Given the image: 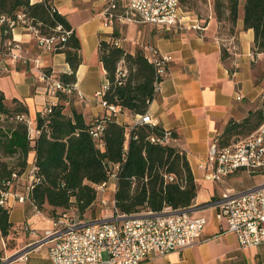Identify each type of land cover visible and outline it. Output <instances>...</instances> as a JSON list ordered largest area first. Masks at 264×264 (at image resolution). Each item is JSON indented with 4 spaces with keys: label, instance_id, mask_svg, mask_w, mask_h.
Listing matches in <instances>:
<instances>
[{
    "label": "crops",
    "instance_id": "obj_1",
    "mask_svg": "<svg viewBox=\"0 0 264 264\" xmlns=\"http://www.w3.org/2000/svg\"><path fill=\"white\" fill-rule=\"evenodd\" d=\"M39 1L30 0V3ZM107 1L51 0L56 10L66 17L80 43L81 62L75 72V90L69 94V100L64 102V112L69 113L73 107L81 112L86 122L107 114L100 104L101 98L96 96V92L103 91L107 84L99 59V42L109 40L113 31V26L105 25L102 16ZM208 1L210 13L207 17L182 11L200 29L174 32L148 25L150 27L143 36L146 54V47L151 46L160 54L170 56L159 90L146 112L150 116V123L160 124L164 130L175 131L179 136L174 142L184 151L198 185L197 195L189 211L192 215L206 218L202 241L181 251L151 256L138 264H264V244L242 249L235 236L224 231L225 220L218 215L214 204L223 188L206 179V170L200 167L206 164L210 145L223 125L230 119H242L254 103L263 97L264 52L252 51L254 33L251 28H244L242 19L244 0H239L238 17L234 24L227 19V0ZM218 4L221 11L219 19L214 11ZM130 23L124 42L127 52L134 53L142 37L135 28V22ZM11 37L23 44L34 39L18 25L12 27ZM21 53L27 58L25 61L11 62L5 57V52L0 51V92L7 103L16 99L26 107L25 119L32 129L29 137L33 142L38 135L35 127L37 116L41 115L49 102L56 105L61 100L59 92L55 97L46 93V84L39 80L32 60L37 59L38 65L58 80L60 74L70 73V67L64 53L41 52L37 44L34 51ZM136 117L122 110L115 115L116 121L126 126L127 137ZM34 160L35 155L31 150L24 172L11 183L10 188L14 192L26 197L22 202L13 198L9 200L8 219L17 230L12 250L28 251L25 259L13 260L8 264H52L48 254L51 242L44 240V234L53 229V218L30 202L26 189L28 174L35 167ZM239 171L242 170L236 172ZM235 173L224 177L223 183L227 184V188L242 191L264 181V175L257 174L263 180L246 182L242 187L229 186L235 180L232 175L237 176ZM105 189L110 191L113 199L115 180L110 179ZM62 214L72 217L67 210H58L55 218Z\"/></svg>",
    "mask_w": 264,
    "mask_h": 264
},
{
    "label": "trees",
    "instance_id": "obj_2",
    "mask_svg": "<svg viewBox=\"0 0 264 264\" xmlns=\"http://www.w3.org/2000/svg\"><path fill=\"white\" fill-rule=\"evenodd\" d=\"M179 5L182 11H189L183 8L182 0ZM227 8V19L234 24L239 0H227ZM214 11L219 19V4ZM20 13L31 20L41 34H60L55 31L57 25H61L62 31H70L64 40L56 43L54 52L64 53L70 67V73L60 74L59 80L64 86L73 84L81 62L80 43L66 17L56 10L51 0L35 3L0 0V16L11 21ZM242 19L244 28H251L254 33L252 51L264 52V0H244ZM12 27L9 22H3L1 34L11 33ZM117 40L119 32L114 27L109 40L99 42V59L107 79L102 99L130 114H144L155 97L156 80H162L165 73L157 77L155 66L143 49L126 52L115 44ZM119 66L121 70H118ZM71 93L59 92L61 101L46 115L37 116L38 135L32 142L25 121L26 107L16 99L11 101L15 106H8L0 92V115L11 118L6 127L0 126V157L13 159L12 162L0 160V190L8 188V183L24 172L27 155L32 150L36 175L28 198L49 217L55 218L58 210L73 209L80 220H90L86 215L94 205L96 186L109 181L112 175H115L114 204L122 214L159 212L165 207L176 210L193 205L198 185L184 151L174 142L179 138L175 131H166L160 124L138 123L131 126L127 137L126 126L118 123L114 114L86 122L81 112L73 107L65 113L64 102L69 100ZM253 117L255 122L249 123ZM94 121L103 123L97 139L88 132ZM263 122L264 95L242 119H230L224 124L216 137L218 149L234 144L228 143L227 137L236 127L247 125V137ZM166 134L168 141L162 143ZM257 174L261 173H252ZM9 209L0 205L3 236L10 230L14 236L17 233L9 222Z\"/></svg>",
    "mask_w": 264,
    "mask_h": 264
},
{
    "label": "built area",
    "instance_id": "obj_3",
    "mask_svg": "<svg viewBox=\"0 0 264 264\" xmlns=\"http://www.w3.org/2000/svg\"><path fill=\"white\" fill-rule=\"evenodd\" d=\"M122 2H125V5L120 7ZM102 16L108 26H112L114 21L131 22L136 17L143 24L164 27L174 32L201 28L198 24L190 22L187 14H183L179 0H108ZM5 21L9 22L11 27L18 25L24 28L34 38L41 52L53 53L56 43L64 40L70 33L62 31L61 25H57L55 31H60V34H41L22 13L17 14L16 19L11 21L0 16V24ZM115 44L118 45L119 40ZM6 49L5 57L11 62L27 59L19 53L18 41L9 40ZM146 50L149 60L155 66L157 77L162 76L170 56L160 54L151 46H147ZM32 62L37 68L39 80L46 84V93L49 96L55 97L57 92L75 90L74 84L64 86L60 80L48 74L38 65L37 59ZM118 70H121L120 66ZM160 81L157 79L155 82V93L159 90ZM103 91L96 92V96L101 98L100 104L107 114L120 113L118 106L109 105L102 99ZM53 106V102H49L41 111V115H46ZM150 122V116L146 112L137 115L133 125ZM102 129V121H94L88 132L92 138L97 139ZM28 135H32L29 125ZM167 135L162 143L168 141ZM200 167L206 170L205 178L216 183L223 182L225 176L238 170L264 175V122L252 134L229 147L218 149L215 140L210 145L206 164ZM35 175L36 167L28 174L27 192L33 186ZM13 176L16 177L14 174ZM111 179H115V175H112ZM107 184L108 181L97 185L96 191L104 190ZM10 187L11 184L8 183V188L0 190V205L9 207L10 198L19 202L26 199ZM110 202V213L103 217L77 221L62 214L52 219L53 229L44 234V240L51 242L48 254L52 264H138L151 256L181 251L202 241L206 218L202 215H192L190 207L176 210L165 207L159 212L122 214L116 209L114 199ZM101 203L107 205L106 200ZM214 204L218 215L225 220L224 231L235 236L240 248H253L264 244V181L242 191L223 188ZM27 251L28 249L17 250L9 256L0 251V264L25 259Z\"/></svg>",
    "mask_w": 264,
    "mask_h": 264
},
{
    "label": "rangeland",
    "instance_id": "obj_4",
    "mask_svg": "<svg viewBox=\"0 0 264 264\" xmlns=\"http://www.w3.org/2000/svg\"><path fill=\"white\" fill-rule=\"evenodd\" d=\"M119 5L121 7V5H125V2H122ZM182 6L184 9L191 11L192 13H194L196 16H199V17H207L208 14L210 13V6H209L208 0H182ZM120 11L121 10H118V12H120ZM132 21L135 22L134 23L135 28L140 31L141 37H142V39L140 40V43L138 45H136V48H141L144 50L143 46L146 44V42H145V40H143V36L147 32V30L150 26L139 22L136 17H134ZM129 24H131V23L130 22L122 23L119 21H114L113 25H112L113 28L114 27L117 28V30L119 32V45L126 52H127V47L125 45L124 38L126 37V34L128 32ZM6 35H7V37H5ZM9 40L12 41V37H11L10 32H6V33H4V35L2 34V36L0 38V51L6 52V50H7L6 46H7V42ZM34 41H35L34 39H31L28 43H24V44L18 42L19 43V53H21L22 51H26V50H28L30 52L34 51V49H36V45L34 44ZM7 105L10 107L15 106L14 103H12V102L7 103ZM255 120H256V118L253 117L250 119L249 123H254ZM25 121L28 125L27 120H25ZM10 122H11L10 117H7L6 115H3V114L0 115V126L6 127L8 124H10ZM246 126L236 127L232 131V134L229 137H227L228 143H236V142L244 139L247 135ZM223 127H224V125H223ZM223 127L221 129H223ZM0 160L12 162L13 159L0 157ZM235 174H237V176L232 175L235 180H234V182H232L233 184L229 182L230 183L229 186L242 187L243 185H245L246 182H251V183L255 182L256 183V182L263 180V177L258 176V175H252V173H249L245 170L236 172ZM232 176H230V177H232ZM237 177H239V178H237ZM237 183H240V184L238 185ZM218 184L222 188L228 187L227 184H225L223 182H219ZM234 184H237V185H234ZM111 198L112 197H111L110 191L108 189H104L102 191H97L94 205L92 206V209L89 210L86 217L93 219L95 217H103L106 214H109L110 209H111V202H110ZM102 199L106 200L107 205H103L101 203ZM90 211H91V213H90ZM67 212L71 213L72 214L71 216L74 217V219H76V220L79 219L73 209H68ZM140 213H144V212H140ZM13 248H14V232H12V230H10L9 234L6 236H3L0 232V251L5 256H7V255L9 256V255L13 254V252H14L12 250Z\"/></svg>",
    "mask_w": 264,
    "mask_h": 264
},
{
    "label": "water",
    "instance_id": "obj_5",
    "mask_svg": "<svg viewBox=\"0 0 264 264\" xmlns=\"http://www.w3.org/2000/svg\"><path fill=\"white\" fill-rule=\"evenodd\" d=\"M12 259H10V261H11Z\"/></svg>",
    "mask_w": 264,
    "mask_h": 264
}]
</instances>
